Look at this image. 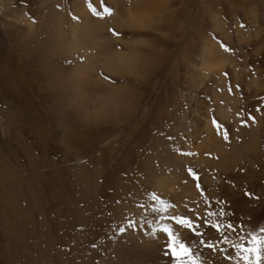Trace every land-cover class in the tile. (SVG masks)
Listing matches in <instances>:
<instances>
[{"label":"rangeland","instance_id":"1","mask_svg":"<svg viewBox=\"0 0 264 264\" xmlns=\"http://www.w3.org/2000/svg\"><path fill=\"white\" fill-rule=\"evenodd\" d=\"M82 1L108 19L110 52L139 55L131 70L94 63L127 105L90 122L44 73L94 66L64 19V53L43 41L51 9L82 23L77 0H0V264H175L164 227L202 264H255L254 238L264 264V0ZM123 7L151 22L122 25ZM162 216L202 219L203 236Z\"/></svg>","mask_w":264,"mask_h":264},{"label":"bare ground","instance_id":"2","mask_svg":"<svg viewBox=\"0 0 264 264\" xmlns=\"http://www.w3.org/2000/svg\"><path fill=\"white\" fill-rule=\"evenodd\" d=\"M159 2H157V0L155 1L152 0L150 4L154 7L157 5L159 7V5L161 4V2L160 3ZM76 6H77L76 9L77 13H79V15L83 17L81 24L71 23L68 20L67 16H64L60 12L54 11L52 9L48 14V19L43 18L44 19L43 22H45L46 26H50L51 22L52 25H54L53 28L47 29L45 31L46 36L45 38H43V41L46 44L49 45L53 41L56 50H59V54L64 53V49L67 47L68 43L70 42L66 35V31L63 29L64 26L63 19H64L66 20L68 28H70L72 34L75 35V38H72L71 43L73 41L79 42L82 45H84V47L94 51V54L93 53L90 54V56H92L91 62L93 61V63L91 64L94 65V63L99 62V66L105 68L106 70L109 69L108 71L110 70L112 71L115 68L113 72L121 70L122 68H127V70H131L133 66L138 64L139 61H137V58L139 55L138 56L135 55L136 53L134 52L123 53L117 50L116 51L113 50L112 52H110L111 50L110 41L112 39L107 32V22H108L107 18L106 19L101 18L98 20L93 19L88 13L89 9L85 6L82 0H77ZM10 9L13 11L12 7H10ZM138 10L139 8L134 10L131 7L130 8L123 7L120 13H118V18L116 21H119V23H121L122 25L128 28H134L136 26H145L147 25V23L151 22L148 19L150 17L146 15V13H143V11L141 10L138 11ZM17 14L19 21L25 23L27 28L32 31L34 26L33 23L28 19H26L24 15L22 16L21 12H18ZM75 48L76 47L73 46L72 50H74ZM48 51L49 53H51L49 49ZM218 52L216 56H219ZM211 56H213V54ZM219 58L222 59L221 54L220 57L217 58V60ZM220 61L221 60H219V62ZM94 68H96L95 65L94 66L90 65V67L88 66L82 67L81 65H79L76 66L72 71L67 73L66 77H59V76L51 77L53 75V71L51 70L50 63L48 61L46 62V66L44 68V73L46 75V78H49L51 81L54 79L60 82L58 83V88L64 90L68 89L70 93L72 92L74 94L77 93L76 96L79 99L77 104L80 105L81 110L83 109L82 119L85 122H90V120L97 121L104 119L107 114H113L114 112L118 113L119 110H123V108L125 107L124 105H127L124 94V91L126 90L124 88H119V87L115 88L114 86H109V85L107 87L105 81H103L99 77H94L93 75ZM92 87L93 88L97 87V89L99 88L101 90L99 91L95 89L96 92L99 91L100 94L97 92V94H99L97 96L94 94L95 92H93V94L97 96V98L94 100L90 92V89ZM207 127L211 129L209 122L207 123ZM201 159L203 158L201 157ZM202 161L206 162L207 165L211 164V163H207V161L205 160ZM212 165L214 164H211V166ZM189 190H191L190 187Z\"/></svg>","mask_w":264,"mask_h":264},{"label":"snow or ice","instance_id":"3","mask_svg":"<svg viewBox=\"0 0 264 264\" xmlns=\"http://www.w3.org/2000/svg\"><path fill=\"white\" fill-rule=\"evenodd\" d=\"M91 7V6H90ZM104 12L108 13L109 15H111V9L105 7L104 8ZM93 13L94 14H98L96 13V10L93 9ZM73 19H76L75 17H73ZM113 35H117L116 33H113ZM213 123H215V121H213ZM183 155H191V153H182ZM189 174L193 175V179L194 182L197 179V177H195L194 173H192V170L189 169ZM197 187H199V184H197ZM155 198V197H154ZM165 204V207L163 209H158L157 211H167V207L168 205L165 202H161ZM168 219L169 221L171 220H176L177 224L184 227L186 230H188L191 234L195 235L196 237H202L203 234L201 232H199L198 228L202 227L203 225V221L201 219V223L200 225H197L193 220L190 219H182V218H177L175 216H171V217H163L162 219ZM132 223H129V227H132ZM212 228H214L217 232H220V229L217 225H212ZM227 228H232L233 226L231 224H228L226 226ZM120 231L123 233L125 231L124 228H121ZM262 232H264V229H261ZM160 232L162 235H164L165 237V243L163 246V255L165 257H168L169 260H175V264H202L201 261L195 260V259H189L190 255H191V250L183 243H181L179 245V247H177L174 243H173V233L172 231L168 228V227H164L160 229ZM154 234V233H153ZM223 233H220V236L223 237ZM214 239H219V237H213ZM201 244L204 245L205 241L203 239H201ZM225 243H227V240L225 238L224 240ZM258 241H256V239L254 238L252 241L253 246L251 248L245 249V251L249 252V253H256V262L255 264H260L261 261V256L259 255V251L260 249L256 246ZM206 249L208 251H219V252H224L225 253V259H228L230 257V251L228 249H216L215 244L208 242L205 245ZM238 250L239 253V249H240V245H236L235 246ZM245 259H248L247 257H245ZM248 264H253L251 259H248Z\"/></svg>","mask_w":264,"mask_h":264}]
</instances>
